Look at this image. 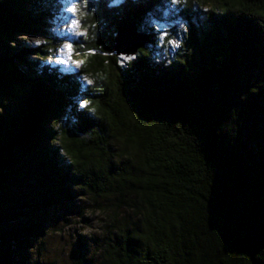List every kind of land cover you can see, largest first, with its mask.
<instances>
[{"label": "trees", "instance_id": "1", "mask_svg": "<svg viewBox=\"0 0 264 264\" xmlns=\"http://www.w3.org/2000/svg\"><path fill=\"white\" fill-rule=\"evenodd\" d=\"M70 1L0 0V264H28L12 247L47 235L40 206L81 199L105 217L100 264H264V0H179L189 38L165 68L149 19L173 0H73L68 71ZM128 23L150 43L125 61Z\"/></svg>", "mask_w": 264, "mask_h": 264}, {"label": "rangeland", "instance_id": "2", "mask_svg": "<svg viewBox=\"0 0 264 264\" xmlns=\"http://www.w3.org/2000/svg\"><path fill=\"white\" fill-rule=\"evenodd\" d=\"M179 2H174V5L164 14L161 20L156 18L149 19V26L155 29L159 40L157 48L158 63L164 68L167 65H179V53L183 52L182 48L189 38L187 22L184 21V16L181 15V9L184 8V4L179 8ZM193 3L194 7L196 9L201 8L202 12H208L216 7L215 11H220L216 0H193ZM72 7H75L73 0L70 1L68 9L60 11V16L65 21H61V27L58 26L59 33L67 40L59 54L60 60L57 64H61L68 71H70L69 69L77 70L78 68L71 63H64L67 59L66 46L81 36L78 33H83L80 25L78 28H73L77 17L76 12L73 13L71 11ZM199 16L206 18L207 15L206 13H203V15L199 13ZM66 21L67 23H65ZM196 35L198 37L197 33ZM30 42L36 44L40 40L31 38ZM122 58L125 61L134 60L133 58ZM73 59L77 61L74 56ZM90 205V202L81 199V201L75 203L68 202L60 205L58 208L48 209L40 206L39 210L34 214L35 217L33 218L32 216L31 221L35 223L41 220L40 222L44 226L47 235L42 239H26L21 249L14 245L15 248L12 247L13 251H19L23 256L29 257L27 259L29 261L28 264H35L36 260H39L41 264H82L80 260L84 259L87 264H100L102 251L99 246L104 236L103 225L105 217L98 212L92 211ZM69 209H73L76 212L82 211L83 213H70ZM7 228L3 227L2 231ZM80 242L84 243V247H80Z\"/></svg>", "mask_w": 264, "mask_h": 264}, {"label": "water", "instance_id": "3", "mask_svg": "<svg viewBox=\"0 0 264 264\" xmlns=\"http://www.w3.org/2000/svg\"><path fill=\"white\" fill-rule=\"evenodd\" d=\"M114 41L116 56L134 58L139 50L150 43V37L141 32L136 24L128 23L118 29Z\"/></svg>", "mask_w": 264, "mask_h": 264}, {"label": "snow or ice", "instance_id": "4", "mask_svg": "<svg viewBox=\"0 0 264 264\" xmlns=\"http://www.w3.org/2000/svg\"><path fill=\"white\" fill-rule=\"evenodd\" d=\"M173 2H179V0H173ZM71 11L73 13L77 12V8L76 7H72ZM79 27V21L77 20L74 24H73V28H78ZM79 35H84V33H78ZM66 54H67V59L64 61L65 64L71 63L73 65H76V67H79V64L77 61H75L73 59V45L72 43H68L66 46ZM72 70V69H69ZM83 79L87 80L88 84H92V80H88L86 77H83ZM86 106V105H85Z\"/></svg>", "mask_w": 264, "mask_h": 264}]
</instances>
